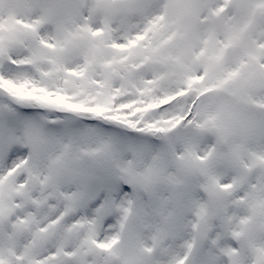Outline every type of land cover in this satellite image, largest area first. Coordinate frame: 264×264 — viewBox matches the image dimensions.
I'll list each match as a JSON object with an SVG mask.
<instances>
[{
	"label": "snow or ice",
	"instance_id": "6c2138e0",
	"mask_svg": "<svg viewBox=\"0 0 264 264\" xmlns=\"http://www.w3.org/2000/svg\"><path fill=\"white\" fill-rule=\"evenodd\" d=\"M0 264H264V0H0Z\"/></svg>",
	"mask_w": 264,
	"mask_h": 264
}]
</instances>
